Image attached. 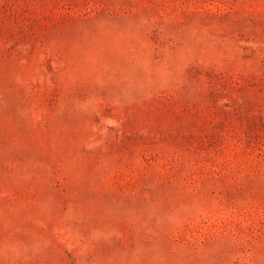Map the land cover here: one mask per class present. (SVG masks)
Instances as JSON below:
<instances>
[{
  "label": "rangeland",
  "instance_id": "374dc122",
  "mask_svg": "<svg viewBox=\"0 0 264 264\" xmlns=\"http://www.w3.org/2000/svg\"><path fill=\"white\" fill-rule=\"evenodd\" d=\"M0 264H264V0H0Z\"/></svg>",
  "mask_w": 264,
  "mask_h": 264
}]
</instances>
